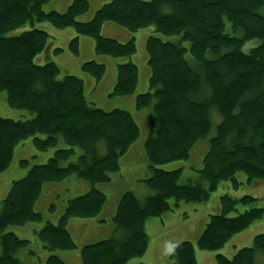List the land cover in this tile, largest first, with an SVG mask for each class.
Instances as JSON below:
<instances>
[{
  "label": "trees",
  "instance_id": "obj_1",
  "mask_svg": "<svg viewBox=\"0 0 264 264\" xmlns=\"http://www.w3.org/2000/svg\"><path fill=\"white\" fill-rule=\"evenodd\" d=\"M49 1L0 0V92L5 91L10 107L30 115L24 120L0 116V173L29 137L39 151L54 148L45 163L31 165L23 177L13 180L0 202V264H29L17 257L21 249L28 250L31 261L36 260L37 254L29 249L31 240L7 228L43 222L34 206L45 183L74 175L87 181L89 190L67 198L57 223L45 221L33 235L50 252L45 264H67L58 253L77 248L67 229L69 219L92 218L102 212L107 196L96 185L109 182L112 173L119 171V158L140 136L128 110L96 107L89 95L105 78V64L93 56L95 60L81 63V71L92 80L90 87L81 76L61 74L62 68L48 60L49 52L61 48L53 47L56 38L36 28L37 22L73 31L68 46L75 54L79 36L84 35L93 39L96 54L114 58L132 56L135 38L129 33L121 42L105 34L103 25L120 26L131 33L153 25L161 34L180 35L179 41L163 40L156 34L147 37L148 87L133 99L137 110L149 114L150 131L143 144L149 174L142 181L154 193L141 201L133 191L123 192L112 217L120 234L81 245V264H126L147 250V219L161 216L180 202L207 201L222 181L237 188L238 173L250 184L264 181V15L260 13L264 0H109L86 20L81 18L89 9L88 0H71L64 12L44 11ZM225 19L240 36L225 31ZM27 23L30 29L7 35ZM253 38L263 41L242 51V45ZM182 41L189 42L195 64L186 59ZM41 55L46 62L35 63ZM137 83V65L132 59L118 60L108 96L133 95ZM212 108L221 120L209 138L200 180L181 184V169L158 166L189 157L195 142L211 129ZM27 164L26 159L20 160L21 166ZM257 202L251 195H222L219 212L209 216L197 241H180L170 259L174 264H198L195 246L220 250L233 235L264 219V205ZM239 205L246 209L227 215ZM259 255L264 257V232L230 258L217 254L216 262L263 264Z\"/></svg>",
  "mask_w": 264,
  "mask_h": 264
},
{
  "label": "rangeland",
  "instance_id": "obj_2",
  "mask_svg": "<svg viewBox=\"0 0 264 264\" xmlns=\"http://www.w3.org/2000/svg\"><path fill=\"white\" fill-rule=\"evenodd\" d=\"M70 1L71 0H51L43 6V10L44 11L56 10L58 12H64L67 6L70 4ZM88 1H89V9L82 16L91 17L93 12L96 10V8L100 7L103 3H105V1L107 2L109 0H88ZM260 13L264 15V5L260 8ZM104 26L105 25H103V27ZM35 27L38 29H42L43 31L49 33L51 37L56 38L52 41L54 43L53 47H59L61 49L57 52L54 51L49 52L48 60L54 61L59 67L62 68L63 71L61 72V74L77 75L79 77L81 76L84 78L83 72L80 69V65L84 61L93 59L91 58L92 56L97 58L96 62L105 64L106 72L105 75L103 76V78L104 77L105 78L102 79V83L96 85V88H94L93 91H90L89 94L90 97L93 98L96 104L95 106L100 107L104 110L114 109V107L125 109L126 111L128 110L132 114L137 125L139 126L140 136L147 137L151 125L149 114L147 110H137L133 105V99L135 95L139 93H144L145 91H147V87H148L149 77L147 70H149V68L147 66V52L145 48L146 39L149 35L156 34L163 40L179 41L180 35L161 34L155 31L153 25L141 28L132 33L129 32L127 29L118 26L119 28H122L123 31L126 33L121 32L118 35V38L116 37V39H119V41L124 42L127 40L130 33L131 36H134L135 38L136 52L130 57L114 58L110 55L96 54L94 50V42L91 41L93 40L91 37H88L90 38L89 43L86 42V44H83L81 43V38L87 39V36L84 35L79 36V41H78L79 50H78V54H75L71 52L68 46V42L71 40L73 36V35L72 36L69 35L70 30L55 29L48 22H37L35 23ZM28 29H30V25L27 23L24 28H17L15 30H11L7 33V35H17L22 31ZM55 30H59V31H55ZM225 31L231 35H235V36L241 35V32L239 30H233L232 25L226 19H225ZM102 32L103 31H101V33ZM262 41L263 39L260 38L250 39L242 45V51L248 52L252 47L259 45ZM182 44L184 47L187 48V51L185 52L186 59L190 61L191 64H195V60L191 56L188 49L189 42L182 41ZM44 56L46 58V55ZM100 58H103L106 61L103 62L102 60H100ZM121 59L126 61L132 59L133 63L137 65L138 83L135 93L133 95L126 96L123 99H118L117 97L108 96V93H110L113 88L112 84H110L112 79L109 78L111 76L110 70L115 69V65H117L118 60ZM93 60H95V58ZM40 61L43 64L46 62L42 57V55L38 56L34 62L39 63ZM143 83H144V87H142ZM128 98H130V104L127 102ZM145 111L147 114L145 113ZM0 116L10 119L24 120V119H29L28 117L30 115L29 112L26 110L10 107L6 100L5 91H1ZM211 120H212V125L208 135L205 138L199 139L197 142H195V144L193 145V147L189 152V157L187 159L171 161L159 165L158 167L164 170L181 169L182 173L179 179V183L181 184L187 183L189 181H193V182L199 181L200 180L199 171L203 165L202 161L204 155L206 154L209 148V138L214 135L216 125L221 120V116L215 108H212L211 110ZM61 142L63 141L61 140L60 144H62ZM20 145L21 146L17 147V149L14 151L13 157L11 159L8 168L4 172L0 173V202L6 196L13 180L23 177L31 165L45 163L54 151V148H50L47 151L37 150L32 143V137H29L24 141H22ZM79 151L80 150L77 149V152ZM77 152L76 155H78ZM21 159H26L28 161V164L26 166H21L20 165ZM63 164H65V162ZM148 174H149L148 161L144 153L143 140L138 139V141H136V143H134L132 147L130 146L127 152L124 153L119 158V171L117 173H112L111 176L113 177V179H110V181L107 183H102L103 188H99L107 196V201H106L107 207L105 208V211L107 212L110 209L112 202L115 201L117 197H120L121 194L125 191H133L136 194V196L138 195L139 197H143L144 194H147V196L152 195L154 191L149 189L142 181V179L146 177ZM72 176H73L72 178H66L63 181L45 183L46 185H44L41 195L34 206L35 211L40 212L42 214L43 222L37 223L30 221L21 226L13 225L7 228V231H12L16 233V235L21 239L29 238L31 240L29 249L34 251L37 255L40 252H43L44 250L46 251V249H42L37 246L36 242H40V241L36 237L34 238L33 236L34 229H39L45 221L57 223L60 215L62 214V212L66 207L67 198L81 195L89 190L87 189L85 191V184H87V181L80 179L74 175ZM236 178L240 182L237 188H234L230 181H222L217 186V189L210 194V197L207 201L203 203H193L195 205H193L194 210L191 216L188 212H186L185 215V219L188 220V223H186L187 227L182 226L181 228L175 230L170 235L169 240H172V242L176 244L179 243L180 241H187L189 240L190 235L192 233V228L203 229L206 222L208 221L209 216L217 213L216 209L214 208L215 205L213 204V200L214 199L219 200L222 195H229L231 197H237V198L244 195H251L253 197L258 198V202L256 205L258 206L264 205V181H254L251 184L247 183L246 176L243 173H238L236 175ZM170 202L173 203L174 200L172 199L170 200ZM245 209L246 207L239 205L237 206L236 210L227 213V215L235 216L238 213L244 211ZM96 218H98V216ZM96 218L93 217L84 218V219L73 218L71 220L69 219L70 221L68 222L67 225H71V226L76 225L78 222L79 223L81 222L80 220H86V222H89V220ZM253 224L254 223H252L244 231V233H239L240 235L232 236V241L235 242L234 244L238 245L239 243L240 246L238 248L250 246L252 244L253 237L258 233L264 232L263 228L252 232ZM178 225L179 224H173L172 227L174 228L177 227ZM146 231L148 235V243L149 245H151L154 242V239H152V237L154 236V232L149 229H147ZM247 232L251 233V238H250L251 240L246 239L245 241L243 238L247 236ZM72 233L73 234L70 235L77 244V248L74 250L78 251L79 247L81 246L80 244H84V243L79 239L78 233L77 234L75 232ZM232 241L227 242L218 251H205V250L201 251L210 255V259H208L209 257L204 258L203 264H213L214 262L217 264L216 262L217 254H221L227 258H230L232 255L227 256V253H232V251L234 252L238 249L236 248L234 250L232 246ZM228 246L231 247V250L229 252H227ZM197 248L195 246V250H198ZM145 254L130 259L126 264H132L133 260L144 258L146 256ZM16 255L21 261L27 262L29 264H35L30 260V258L33 256H31L30 253H28L27 249H21L20 251L17 252ZM168 258L170 259V256H168ZM259 258L261 260V263L264 264V257L259 255ZM36 260H37L36 264H40L39 259L36 258ZM144 263L151 264L150 262H144Z\"/></svg>",
  "mask_w": 264,
  "mask_h": 264
},
{
  "label": "crops",
  "instance_id": "obj_3",
  "mask_svg": "<svg viewBox=\"0 0 264 264\" xmlns=\"http://www.w3.org/2000/svg\"><path fill=\"white\" fill-rule=\"evenodd\" d=\"M88 18H89V16H85L81 19L86 20ZM103 31L105 32V34L108 33L109 35H113L117 38L121 32L126 33L121 28H117L115 26L113 27L111 25H105L103 27ZM73 34H74L73 31L69 32L70 36H72ZM87 39H89V40H87ZM87 39L81 38V43H83V44H86V42L89 43L90 38L87 37ZM100 60H102L103 62L106 61L103 58H100ZM110 72H111V74H110L111 76L109 79H114L115 69H111ZM83 76L87 82L88 87H90V85H92V80L85 74H83ZM142 87H144V83H143ZM127 102L130 104V98L127 99ZM145 138H146L145 136H143V137L139 136L138 139H142L143 144H144ZM138 139L136 141H138ZM136 141L134 143H136ZM134 143L131 145V147L134 145ZM111 179H113V177ZM97 187L103 188V185L99 184V185H97ZM89 188H90V184L87 182V184H85V191ZM146 196H147V194H144L143 197H139L137 195V197L141 201H143L146 198ZM118 198L119 197H117L115 199V201L112 202L111 207L107 212L105 211V208L107 207L106 206L107 202H106L104 209L98 215V218H96L97 217L96 216V217H93L96 219L89 220V222H86V220H80L81 222L80 223L78 222L76 225H72V226L67 225V228H68L70 234L72 235L73 234L72 232H75L76 234L78 233L79 239L84 244L93 243V242H96V241H99L102 239H107V238L114 236V235H119L120 231L116 229V227L112 221V217L114 215L116 206L118 204ZM213 204L215 205L214 208L216 209V212H219V210H220L219 200L214 199ZM193 205H195V204L180 202L179 205L173 206V208L171 210L166 211L165 213L161 214V216L151 217V218L147 219L145 222V230L149 229V230H152L154 232V236L152 237V239H154V242L151 245H149V243H148L147 250L145 251L146 254L144 253L146 256L144 258L133 260L132 264L140 262V261L150 262L151 264H174L168 258V256H170V252L172 251V249L174 248L176 243L172 242V240H169V237L175 230L181 228L182 226L187 227L186 223H188V220L185 219V215H186V212H188L191 216V214L194 210ZM71 219H73V218H71ZM78 219H84V218H78ZM253 223L254 224L252 226L253 227L252 232H254L258 229H262V228L264 229V219L257 220ZM173 224H179V225L177 227L173 228L172 227ZM201 230H203V229L202 228H199V229L192 228V233L190 235L189 240H191L192 242H196L200 233H201ZM245 230L241 231L240 233H244ZM235 235H240V234L237 233ZM235 235H233V236H235ZM246 237L243 238L245 241H246V239L251 240L250 239L251 233L247 232ZM231 241H232V237L228 242H231ZM234 243L235 242L232 241V246L235 250L240 245H239V243H238V245H236ZM80 245H83V244H80ZM37 246L39 248L45 249L41 243H37ZM197 249L198 250H195V257H196L198 264H203L205 257H207V258L209 257L208 259H210L209 254L201 252L204 250H201L199 248H197ZM227 249H228L227 252H229L231 250V247L228 246ZM234 252L232 251V253H227V256L232 255ZM48 254H50V252L46 249V251L44 250L43 252H40L37 255V258L39 259L40 264H45V259H46ZM58 254L67 264H81V257H80L79 250L78 251L77 250L62 251V252H59ZM32 262L36 264L37 260H34ZM213 264H216V263L214 262Z\"/></svg>",
  "mask_w": 264,
  "mask_h": 264
}]
</instances>
